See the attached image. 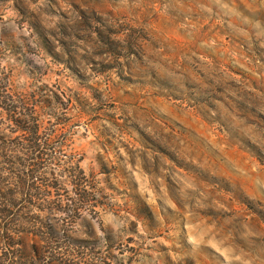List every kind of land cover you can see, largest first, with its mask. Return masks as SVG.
<instances>
[{
    "label": "rangeland",
    "instance_id": "1",
    "mask_svg": "<svg viewBox=\"0 0 264 264\" xmlns=\"http://www.w3.org/2000/svg\"><path fill=\"white\" fill-rule=\"evenodd\" d=\"M0 144L35 264H264V0H0Z\"/></svg>",
    "mask_w": 264,
    "mask_h": 264
},
{
    "label": "trees",
    "instance_id": "2",
    "mask_svg": "<svg viewBox=\"0 0 264 264\" xmlns=\"http://www.w3.org/2000/svg\"><path fill=\"white\" fill-rule=\"evenodd\" d=\"M11 111V110H10ZM10 116L19 128L28 131L32 137V142L29 146L33 148L35 158L37 162L35 164L36 170L41 167V159H43V153L37 149L41 147L38 142V124L35 123L33 126H25L22 120L13 118ZM3 146L0 144V163L5 162L9 165L7 168H2L0 164V250L4 253L6 257L11 259L10 264H35V261L32 260L39 254V247L33 246L30 252V257L25 254L26 250L17 245H22L14 233V225L21 220L20 212V200H18L20 192L15 188L16 184L23 183V180L20 175L14 171V165L16 161L13 157L3 150ZM38 151V153H36ZM6 172L7 174H4ZM16 175V176H15ZM15 176V177H14ZM15 181V183L12 182ZM84 196V194H83ZM48 233L51 236L57 234V230L49 225ZM109 240V237H107ZM39 256V255H38Z\"/></svg>",
    "mask_w": 264,
    "mask_h": 264
}]
</instances>
